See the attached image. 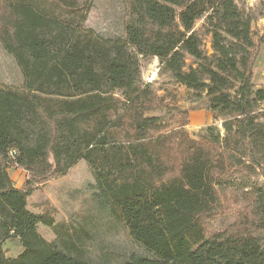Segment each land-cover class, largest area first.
<instances>
[{"label":"trees","instance_id":"trees-1","mask_svg":"<svg viewBox=\"0 0 264 264\" xmlns=\"http://www.w3.org/2000/svg\"><path fill=\"white\" fill-rule=\"evenodd\" d=\"M93 1L0 0V43L22 76V87L0 85V264H110L45 240L37 222L52 219L27 208L35 186L80 160L97 198L148 253L123 264H264V85L253 82L264 32L253 35L255 13L241 0H125L123 37L104 40L84 27ZM201 18L209 53L194 28ZM148 57L203 99L223 132L212 124L193 137L185 118L163 133L148 114L163 104L141 79ZM10 168L25 172L22 188ZM228 175L263 184L240 181L246 203L206 236ZM10 239L23 249L14 258L3 248Z\"/></svg>","mask_w":264,"mask_h":264},{"label":"rangeland","instance_id":"rangeland-1","mask_svg":"<svg viewBox=\"0 0 264 264\" xmlns=\"http://www.w3.org/2000/svg\"><path fill=\"white\" fill-rule=\"evenodd\" d=\"M239 6L252 10L256 16L252 23L253 35L264 32V0H241ZM126 16L125 0H95L87 14L84 27L104 40L123 37ZM199 19L195 29L203 38L204 48L210 51V38ZM0 43V85L3 87H22L21 72L15 60L3 49ZM253 66L255 87L264 85V45L259 49ZM141 79L151 82L163 107L148 112L157 115L163 123L162 132L178 127L187 118L185 129L189 135L198 137L207 125H215L223 132L220 120H214L205 108L203 99H194L185 87L175 84L167 74L159 72V61L155 57L140 60ZM264 110V102L259 105ZM14 186L22 188L25 184V172L22 169H8ZM241 179V180H240ZM263 184L260 176L244 178L239 175L225 177L223 191H220V204L206 221V236L222 230L231 224L237 211L246 203L241 197L240 181ZM99 193L95 178L87 164L80 160L66 174L51 178L35 186L27 200V208L50 218L51 226L38 221L36 230L47 241L69 254L79 256L91 262L123 264L132 254L148 253L129 236L123 221L114 216L103 196ZM6 257L14 258L22 252L17 239L3 243Z\"/></svg>","mask_w":264,"mask_h":264},{"label":"crops","instance_id":"crops-1","mask_svg":"<svg viewBox=\"0 0 264 264\" xmlns=\"http://www.w3.org/2000/svg\"><path fill=\"white\" fill-rule=\"evenodd\" d=\"M261 33H263V32H261ZM261 33H260V34H261ZM16 188H19V187L16 186ZM27 200H28V198H27ZM28 209H29V208H28ZM29 210H30V209H29ZM30 211L33 212V213H35V214H39V213H37V212H34V210H30Z\"/></svg>","mask_w":264,"mask_h":264}]
</instances>
